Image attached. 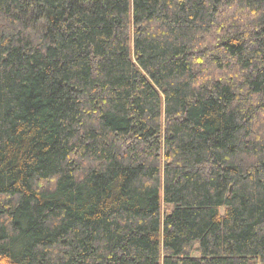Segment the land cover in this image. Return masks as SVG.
Instances as JSON below:
<instances>
[{
    "label": "trees",
    "instance_id": "trees-1",
    "mask_svg": "<svg viewBox=\"0 0 264 264\" xmlns=\"http://www.w3.org/2000/svg\"><path fill=\"white\" fill-rule=\"evenodd\" d=\"M0 264H264V0H0Z\"/></svg>",
    "mask_w": 264,
    "mask_h": 264
}]
</instances>
